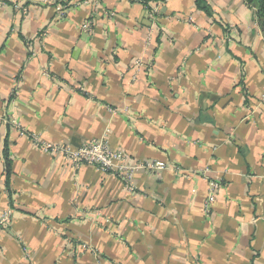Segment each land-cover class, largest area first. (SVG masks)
Segmentation results:
<instances>
[{
  "label": "crops",
  "instance_id": "0c3cea01",
  "mask_svg": "<svg viewBox=\"0 0 264 264\" xmlns=\"http://www.w3.org/2000/svg\"><path fill=\"white\" fill-rule=\"evenodd\" d=\"M3 1L0 212L14 213L0 264H264L255 10L245 0H99L97 10L69 0L61 18L41 0ZM139 59L153 67L137 71ZM13 117L47 142L79 148L108 135L133 163L169 169L137 171L130 192L35 148ZM211 179L221 187L206 213Z\"/></svg>",
  "mask_w": 264,
  "mask_h": 264
},
{
  "label": "built area",
  "instance_id": "2783aa9c",
  "mask_svg": "<svg viewBox=\"0 0 264 264\" xmlns=\"http://www.w3.org/2000/svg\"><path fill=\"white\" fill-rule=\"evenodd\" d=\"M68 0H41L42 4L50 5L55 8L61 18L67 16L68 10L74 4ZM99 0H82L74 4V6L97 10L99 7ZM6 3L0 0V9L5 7ZM16 9H23L20 5H16ZM160 14L159 6L152 7V17L155 19ZM82 29L88 32L92 30V22H87L82 26ZM226 41H233V34H235L234 28H228ZM153 67L151 60L144 61L139 59L135 62V68L137 71L147 70L149 71ZM138 73L134 76L136 78ZM81 91H85L81 89ZM113 114L117 113L116 109H111ZM9 125L13 126L21 137L27 138L34 145L35 148L41 150L46 154H52L62 159L73 170H79L83 166H93L98 168L107 174L117 176L122 180L126 189L130 192L137 190L134 184V175L139 170H147L149 172H157L168 170V165L164 162H148L146 164L133 163L125 152L113 149L110 145L108 135L105 137L86 144L79 148H74L68 144H53L45 141L42 136L32 133L23 126H21L13 117L6 121ZM177 172H182L180 168H176ZM221 183L219 180H209V195L205 205V212L208 213L211 205L216 201ZM14 211L12 209H6L0 212V231L9 226L12 222ZM86 250L96 254V250L92 246H83ZM25 254L30 257V252L25 248Z\"/></svg>",
  "mask_w": 264,
  "mask_h": 264
},
{
  "label": "trees",
  "instance_id": "16d2710c",
  "mask_svg": "<svg viewBox=\"0 0 264 264\" xmlns=\"http://www.w3.org/2000/svg\"><path fill=\"white\" fill-rule=\"evenodd\" d=\"M66 1V0H64ZM255 10L256 22L264 34V0H245ZM69 2V0L67 1Z\"/></svg>",
  "mask_w": 264,
  "mask_h": 264
}]
</instances>
